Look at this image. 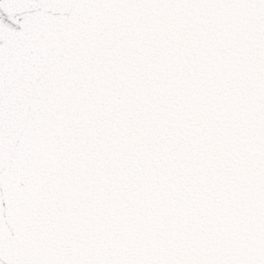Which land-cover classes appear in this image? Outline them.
<instances>
[{"label":"snow or ice","instance_id":"snow-or-ice-1","mask_svg":"<svg viewBox=\"0 0 264 264\" xmlns=\"http://www.w3.org/2000/svg\"><path fill=\"white\" fill-rule=\"evenodd\" d=\"M0 264H264V0H0Z\"/></svg>","mask_w":264,"mask_h":264}]
</instances>
